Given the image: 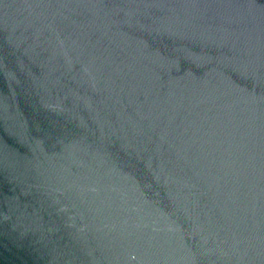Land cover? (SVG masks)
Masks as SVG:
<instances>
[{
	"label": "water",
	"instance_id": "95a60500",
	"mask_svg": "<svg viewBox=\"0 0 264 264\" xmlns=\"http://www.w3.org/2000/svg\"><path fill=\"white\" fill-rule=\"evenodd\" d=\"M0 264H264V0H0Z\"/></svg>",
	"mask_w": 264,
	"mask_h": 264
}]
</instances>
